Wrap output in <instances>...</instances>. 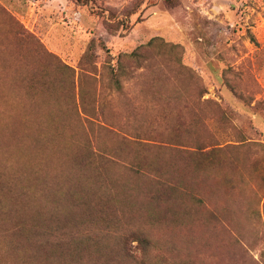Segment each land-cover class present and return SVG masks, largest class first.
<instances>
[{"label":"rangeland","instance_id":"1","mask_svg":"<svg viewBox=\"0 0 264 264\" xmlns=\"http://www.w3.org/2000/svg\"><path fill=\"white\" fill-rule=\"evenodd\" d=\"M86 152L163 164L169 262L264 264V0H0L3 204L63 206Z\"/></svg>","mask_w":264,"mask_h":264},{"label":"trees","instance_id":"2","mask_svg":"<svg viewBox=\"0 0 264 264\" xmlns=\"http://www.w3.org/2000/svg\"><path fill=\"white\" fill-rule=\"evenodd\" d=\"M91 153L73 159L63 206L41 203L18 210L15 196H8L6 206L1 199L6 193L0 191V241L6 254L0 264L11 259L14 264H179L165 259L158 252L160 241L150 235L165 216L178 217L175 189L163 164L135 157L126 161L132 174L148 179L145 189L134 190L112 171L123 159Z\"/></svg>","mask_w":264,"mask_h":264}]
</instances>
